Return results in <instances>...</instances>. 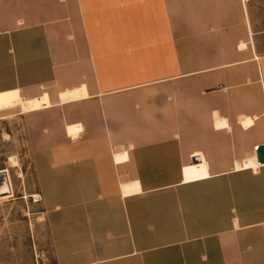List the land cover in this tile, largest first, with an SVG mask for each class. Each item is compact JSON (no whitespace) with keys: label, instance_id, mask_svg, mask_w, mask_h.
<instances>
[{"label":"crops","instance_id":"obj_1","mask_svg":"<svg viewBox=\"0 0 264 264\" xmlns=\"http://www.w3.org/2000/svg\"><path fill=\"white\" fill-rule=\"evenodd\" d=\"M250 8L0 0V111L24 95L52 102L19 114L45 120L32 145L46 157L47 202L59 203L56 264H264V163L237 168L264 144L263 33ZM124 182L141 190L124 194Z\"/></svg>","mask_w":264,"mask_h":264},{"label":"rangeland","instance_id":"obj_2","mask_svg":"<svg viewBox=\"0 0 264 264\" xmlns=\"http://www.w3.org/2000/svg\"><path fill=\"white\" fill-rule=\"evenodd\" d=\"M253 27L260 31L261 47L264 49V0H250ZM85 87L60 92L62 102L85 97ZM28 97V96H27ZM42 105L32 106L35 97L23 96L19 105L0 111V170L8 172L12 194L0 197V264H56L57 251L50 227L55 205L47 202V187L42 186L43 173L40 165L46 157L34 154L33 143H38L34 127L45 120H30L19 113L49 107L52 102L46 93L39 95ZM52 128L54 134H61L60 117ZM78 126L68 125L67 132ZM47 141V140H43ZM52 142V140H49ZM42 144V143H38ZM42 158V160H39ZM54 188H51L53 194ZM61 206V204H60Z\"/></svg>","mask_w":264,"mask_h":264},{"label":"bare ground","instance_id":"obj_3","mask_svg":"<svg viewBox=\"0 0 264 264\" xmlns=\"http://www.w3.org/2000/svg\"><path fill=\"white\" fill-rule=\"evenodd\" d=\"M245 44L243 42V43H241V46L242 47L246 46ZM248 121H250V120L246 121L247 124L250 123V122L248 123ZM221 124L218 122L217 126H221ZM243 161L244 162H237L236 161L237 162V168L252 167V168L256 169L257 166L260 165V162L258 161L257 157L249 158V159H246V160H243ZM127 183H129V182L127 181ZM121 188H123V193L124 194L132 192V191H135V190H137V191L141 190V188L138 185V182H134L133 184H130V185H127L125 183V184H123V186ZM10 194H12V189H11V186H10V180H9L8 172L6 170H2V171H0V197H4V196L10 195Z\"/></svg>","mask_w":264,"mask_h":264},{"label":"water","instance_id":"obj_4","mask_svg":"<svg viewBox=\"0 0 264 264\" xmlns=\"http://www.w3.org/2000/svg\"><path fill=\"white\" fill-rule=\"evenodd\" d=\"M257 148L258 161L264 163V144L257 145Z\"/></svg>","mask_w":264,"mask_h":264},{"label":"built area","instance_id":"obj_5","mask_svg":"<svg viewBox=\"0 0 264 264\" xmlns=\"http://www.w3.org/2000/svg\"><path fill=\"white\" fill-rule=\"evenodd\" d=\"M226 90H227V89H224V91H226ZM257 149H258V148H257V146H256V151H257Z\"/></svg>","mask_w":264,"mask_h":264}]
</instances>
